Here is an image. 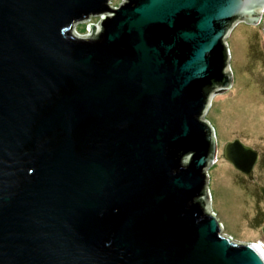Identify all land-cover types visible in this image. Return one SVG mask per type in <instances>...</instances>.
Listing matches in <instances>:
<instances>
[{
  "label": "water",
  "instance_id": "1",
  "mask_svg": "<svg viewBox=\"0 0 264 264\" xmlns=\"http://www.w3.org/2000/svg\"><path fill=\"white\" fill-rule=\"evenodd\" d=\"M263 9L0 0V264H264L211 208L205 118L232 83L226 37ZM222 152L252 179L257 150Z\"/></svg>",
  "mask_w": 264,
  "mask_h": 264
},
{
  "label": "rangeland",
  "instance_id": "2",
  "mask_svg": "<svg viewBox=\"0 0 264 264\" xmlns=\"http://www.w3.org/2000/svg\"><path fill=\"white\" fill-rule=\"evenodd\" d=\"M122 0H109L117 7ZM99 17L88 22L97 23ZM87 22L76 24L80 34ZM230 50L232 83L213 96L205 118L214 129L216 158L207 170L212 210L222 223V233L241 242H256L264 248V10L257 24L237 23L226 37ZM239 139L259 153L252 179L236 170L223 157L226 142Z\"/></svg>",
  "mask_w": 264,
  "mask_h": 264
},
{
  "label": "bare ground",
  "instance_id": "3",
  "mask_svg": "<svg viewBox=\"0 0 264 264\" xmlns=\"http://www.w3.org/2000/svg\"><path fill=\"white\" fill-rule=\"evenodd\" d=\"M264 10V9H263ZM263 10H261V11H263ZM88 33H90V29L88 28L87 29V32H85V34H88ZM218 153V152H217ZM215 161H217V158H216V160ZM260 245V244H259ZM261 246V245H260ZM261 248H262V246H261ZM263 249V251H264V248H262Z\"/></svg>",
  "mask_w": 264,
  "mask_h": 264
},
{
  "label": "flooded vegetation",
  "instance_id": "4",
  "mask_svg": "<svg viewBox=\"0 0 264 264\" xmlns=\"http://www.w3.org/2000/svg\"><path fill=\"white\" fill-rule=\"evenodd\" d=\"M258 158H259V156H258Z\"/></svg>",
  "mask_w": 264,
  "mask_h": 264
}]
</instances>
